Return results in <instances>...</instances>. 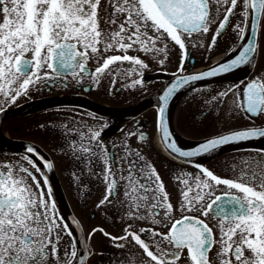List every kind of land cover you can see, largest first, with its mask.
<instances>
[{"label": "snow or ice", "instance_id": "1", "mask_svg": "<svg viewBox=\"0 0 264 264\" xmlns=\"http://www.w3.org/2000/svg\"><path fill=\"white\" fill-rule=\"evenodd\" d=\"M239 2L107 0L102 16V0H0V112L18 97L29 94L30 87L56 82L66 84L69 72L78 84L85 82L87 73L90 83L97 86L105 70L110 71V65L115 67L114 62H120L117 72L123 69L124 62H129L130 72L142 75L149 65L140 55H131L128 50L163 52L167 57L168 43L174 41L184 50V55L178 74H173L159 97L162 103L158 105V127L164 148L170 154L189 158L191 163L193 158L215 151L227 142L264 138V126H246L213 135L195 147L184 148L172 138L166 116L170 98L178 90L200 78L255 61L258 34L264 24V0H242L243 20H237L233 27L239 39L244 40L250 23L251 36L247 41L239 48L230 49L231 58L205 70L188 72L184 68L189 55L186 38L193 33H208L223 12L212 37V45H215ZM193 43L202 44V41L193 40ZM101 46L104 52L119 49L123 54L107 55L103 63L90 72L87 63L92 54L100 52ZM166 62V59H159L161 65ZM45 68L50 71H44ZM143 82V79L130 81L133 87ZM233 89L239 98L238 103L233 102L236 108L247 114L264 115V75L250 78L243 87L230 85L219 96L227 97ZM217 98L212 97L213 100ZM231 111L230 108L229 113ZM64 127L65 131L79 135L78 140L72 139L67 144V149L77 160L86 158L89 174L103 176L106 182V194L97 206L110 203L109 197L118 196L123 181L121 205H126L123 216L150 222L138 231L126 225L123 236L112 237L114 241L130 237L142 249L139 255L131 254L127 264H264V151L245 157L239 174L232 178L222 177L202 163L197 164L202 175L180 173L176 179L185 175L189 179L184 181L182 201L178 205L181 215L177 218L176 206L169 199L170 194L158 170L145 155L128 144L127 137L134 135L131 130L122 141L123 155L117 157L104 147L102 131L96 125L78 120L76 127L70 130ZM139 140H145L143 131L139 132ZM31 153L40 157L44 162L42 166ZM101 161L103 166L97 173L94 167ZM232 166L235 169L239 165L233 163ZM33 167L48 184L46 192ZM52 168L53 162L45 159L33 145L28 146L23 158L0 162V264H52L53 259L55 264H86V256L92 250L89 245L86 255L79 253L80 237H75L70 247L65 245L61 256L62 230L71 234L73 229L69 223H61L65 218L58 215L57 201L49 199L53 191L44 169ZM72 174L79 182L76 172ZM221 184L227 186V190L217 194L216 189ZM201 215L218 219L219 239ZM74 223L79 225V221ZM163 227H167V231H162ZM98 229L105 231L97 226L89 233V239ZM217 244L215 256L210 255Z\"/></svg>", "mask_w": 264, "mask_h": 264}, {"label": "flooded vegetation", "instance_id": "2", "mask_svg": "<svg viewBox=\"0 0 264 264\" xmlns=\"http://www.w3.org/2000/svg\"><path fill=\"white\" fill-rule=\"evenodd\" d=\"M106 6L107 0H102V16L105 15L103 8ZM223 15L224 13L221 12L208 33L203 35L193 33V35H199L194 36L192 39L186 38L189 53L186 57V70L188 72L204 70L214 66L217 62H223L224 59L232 56L230 49L239 47L251 36V33L248 34L246 29L245 39L240 40L238 33L234 31L233 26L237 20H243L241 8H236L230 17V22L226 25L222 34L218 36L216 44L212 45V37L218 27L219 19H222ZM0 20H2V14H0ZM103 26L109 27L107 24H103ZM168 40L170 41V37ZM193 40H201L202 44H194ZM210 45L212 46L210 47ZM178 47L179 45L175 44L174 41H170L167 57L163 52L152 54L134 48L133 50L138 52L149 65L144 69L142 75L139 72L129 73L123 70L128 69L130 71L131 65L129 62H124V67L121 70L126 72H117L120 62H114L115 67L110 65V71L105 70L97 86L90 83L87 73H85V82L78 84L69 72L66 84L56 82L30 87L29 94L18 97L14 103L4 106L5 110L0 112V162L23 158L28 153L29 145L35 146L45 159L53 162L51 170L44 169L53 191V196L49 199L57 201L58 215L65 218L61 223H69V226L73 229L71 234H67L62 230L61 256L64 254L65 245L70 247L76 233L66 215L67 202L61 194L59 178L71 174L68 171L72 170H78L80 178L84 176L83 172H88L87 163H84L87 159L77 160L71 151L67 149V144L72 139L78 140L79 135L76 132L65 131V125L69 130L77 126L78 120L88 121L90 124L96 125L102 131L104 147H107L109 152L117 157L123 155L124 144L122 141L128 131L131 130L134 135L127 137L128 144L132 149L145 155L158 170L165 188L170 194L169 199L176 206L177 218L181 215L178 205L182 201L184 181L189 179L186 175L181 179H176L180 173L191 172L194 176L202 175V170L197 167V164L202 163L222 177L232 178L234 175L239 174L243 167L241 161L245 157L256 156L264 151V138H249L238 142H230V145L200 154L198 157L193 158V162L190 163L189 159L178 157V155H170L163 149L160 140L162 133L158 127V106H151L142 112L128 116L116 113V111L132 110L138 107L142 103V99L139 100L138 98L134 103H128L130 101L126 100L131 95L141 96V91L146 96L148 83L160 81L161 87L156 91L159 93L165 83L173 77V74H178ZM128 51L131 54V49ZM115 54L123 53L119 49L104 52L103 46H101L99 53L91 55L87 63L88 69L90 72H94L95 68L103 63V59L107 55ZM159 59H166V64L161 65ZM199 62L205 63L203 66L198 67ZM166 67L167 69L171 68V70L168 75H163L162 72L165 71L163 69ZM44 71L50 70L45 68ZM120 74L124 75L118 78L117 76ZM257 75H264V24H262L258 34V51L252 64L238 66L236 69L221 73L214 79L191 85L173 102L170 109V120L179 145L185 147L200 143L213 135L222 134L231 129L246 126H264V115L247 114L234 106V101L239 102L235 89L228 92L227 97L219 96L230 85L235 84L243 87L250 78ZM133 79H143L144 81L142 84L135 86H139L136 91L132 89L133 86L130 83ZM115 96H121L125 100L124 103L116 105ZM213 96L218 98L213 100ZM221 100H223V103L220 102ZM217 107H219V112H217ZM230 108L232 111L229 113ZM90 114H95V116ZM84 131H87V129H84ZM141 131L145 133L144 141L139 140V132ZM61 149H64V151H61ZM31 155L38 165H43L39 156L35 153H31ZM69 160L76 162L73 163L74 165H65L64 161ZM233 163L239 166L233 169ZM64 165L66 169L62 168ZM102 166L103 162L101 161L99 166L94 167V171L100 172ZM33 171L40 178L41 185L46 192L48 184L44 183L43 175L34 167ZM101 181L103 182L102 185L97 182L98 189L93 191L96 192L95 199L91 201L90 208H86L89 212L85 216L82 215L81 203L78 204V217L70 207L81 225L87 247L90 245L92 250L86 264H127L130 255H139L142 249L130 237L127 240L119 241H114L112 237L123 236L126 225H132L133 230L138 231L141 226L149 225L150 222L139 218L133 220L123 216L126 208V205H121V201L124 200L123 181L120 182L119 195L109 197L110 203L98 207V202L106 194V182L103 177ZM80 183L78 182V200L82 198L81 192L83 193ZM225 190H227V186L221 184L216 192L219 194V192ZM78 200L76 199L74 203L76 204ZM115 204L119 205L117 213L114 209ZM191 214L200 215L199 213ZM83 217L86 221L94 224L92 229L99 226L105 231L98 229L89 239V233L92 232V229L87 230L84 227L88 223L83 222ZM201 219L206 220L213 227L216 238L219 239L218 219L215 216L204 217L203 215H201ZM161 230L167 231V227H163ZM106 232L111 233L112 236L107 235ZM118 244L124 246L118 247ZM79 245L80 241L77 242L78 251ZM218 248L219 245H215L210 255L215 256ZM52 264H55L54 259Z\"/></svg>", "mask_w": 264, "mask_h": 264}, {"label": "rangeland", "instance_id": "3", "mask_svg": "<svg viewBox=\"0 0 264 264\" xmlns=\"http://www.w3.org/2000/svg\"><path fill=\"white\" fill-rule=\"evenodd\" d=\"M238 4L239 5L237 8H242V6H243L242 0H240V2ZM199 34L192 35L191 37H189V39H192L194 36H198ZM186 48H187V45H186ZM131 55H139V53L135 52V50L131 49ZM182 55H184V50H182V49H180V47H178V68L180 66V61H181ZM199 63L200 64H197V65H198V67H201L204 65L205 62H199ZM186 66H187V60L185 58V61H184V68L185 69L187 68ZM165 69H167V67ZM123 70H126L127 72L130 73V71L128 69H123ZM170 70H171V68L162 72L163 75H168ZM126 71H121V73L126 72ZM122 75H124V74H120L117 77L121 78ZM160 87H161L160 81L148 83L146 86V92H145L146 96H144V94L141 91V96L131 95L129 97V99L126 101H130L128 103H134L135 100L137 101L138 98H139V100L145 99L148 96L155 93ZM132 89H135V91H136L139 89V86L133 87ZM184 99H186V98H184ZM124 101L125 100L121 96H115V104L116 105H121V103H124ZM74 162H76V161L69 160V161H64V164L69 166L71 164L74 165L73 164ZM84 163H87V161H84ZM65 165L62 167L63 169H66ZM84 170H85V168H84ZM68 172L71 174L59 178L61 194L66 199L67 208L70 209V207H71L74 210V213L76 212L75 214L77 215V217H78V204L81 203L82 209H83L82 215L85 216L86 213L89 212V210L86 208H90L89 205L91 204V201H93L95 199L96 192L94 193L93 191H94V189H95V191L98 189L97 182L99 185L103 184V182L101 181L103 176L91 175V174H89V172H83L84 176H82V178L79 179V182H81L80 184L82 185L83 193L81 192L82 198H79V200H78V182L72 174L73 172H76V174L78 175V170L77 171L72 170V171H68ZM96 172L99 173L98 171H96ZM84 185H87L88 187L85 188ZM93 193H94V195H93ZM69 198H70V200H69ZM76 199L78 200L76 202L77 205L74 203ZM114 209H115V213H117L119 210V205L115 204ZM83 222L85 224L88 223L84 226L87 228V230H91L94 227V224L92 222L86 221L84 219V217H83Z\"/></svg>", "mask_w": 264, "mask_h": 264}, {"label": "water", "instance_id": "4", "mask_svg": "<svg viewBox=\"0 0 264 264\" xmlns=\"http://www.w3.org/2000/svg\"><path fill=\"white\" fill-rule=\"evenodd\" d=\"M249 31H250V33H251L250 25H249ZM217 75H218V74H217ZM215 76H216V75H215ZM215 76H212V77H215ZM212 77H203V78H200L199 80L194 81V82H192V83H195V82H198V81H202V80H205V79H209V78H212ZM166 85H167V84H166ZM183 89H184V88L178 90V91L176 92V94H174V96H173L172 98H170L169 104H168V106H167V108H166V116H167V119H168V123H169V129H170V131H171V128H170V120H169L170 105L172 104V101L177 97V95H178ZM162 94H163V92H162L161 94H159V95H156V96L150 98V99L147 100L144 104H142L140 107H138L135 111H133V112H129V111L127 112V111H124V112H122V114H124V115L136 114V113H138V112H140V111H142V110L148 108V107L151 106V105L158 104V102H160L159 97H160ZM160 103H161V102H160ZM172 138L175 139L174 135H173ZM175 140H176V139H175ZM193 145H194V144H193ZM193 145H189V146L184 147V148H191ZM182 147H183V146H182ZM69 218H70V220H71L73 223H74V221H76V219L72 216V214H69ZM74 225H75V228H76V230H77V233L79 234V236H80V238H81L80 228L78 229L79 226H78L76 223H74ZM80 254H85V253H84V252H80ZM85 255H86V254H85Z\"/></svg>", "mask_w": 264, "mask_h": 264}]
</instances>
